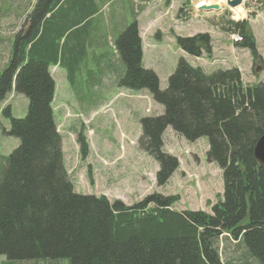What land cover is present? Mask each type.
<instances>
[{
  "label": "trees",
  "instance_id": "trees-1",
  "mask_svg": "<svg viewBox=\"0 0 264 264\" xmlns=\"http://www.w3.org/2000/svg\"><path fill=\"white\" fill-rule=\"evenodd\" d=\"M112 1L36 0L25 18L27 31L11 41L0 72V103L13 91L28 105L21 119L10 117L8 107L2 111L10 119L6 134L19 143L0 159L1 264H224L218 250L222 235L240 243L243 264H264V167L253 154L264 134V83L243 85L236 68L206 73L179 59L161 90L151 71L136 69L137 38L131 45L114 41L112 54L95 62L101 72L112 73L118 53L128 66L119 86L148 89L162 106V115L140 120V143L159 163L157 186L177 168L159 151L167 128L189 142L206 138L207 162L220 169L223 183L222 199L211 213L176 211L173 196L152 194L127 206L75 192L63 164L48 69H64L73 85L72 72L84 61L85 47L97 46L98 37L107 44L108 32L113 37L123 23L122 9H114L110 30L98 35L101 25L92 19ZM116 1L122 7L123 0ZM221 29L241 38L236 48L258 57L246 20H227ZM175 41L195 58L210 50L207 34ZM77 141L84 155L80 136Z\"/></svg>",
  "mask_w": 264,
  "mask_h": 264
},
{
  "label": "rangeland",
  "instance_id": "rangeland-1",
  "mask_svg": "<svg viewBox=\"0 0 264 264\" xmlns=\"http://www.w3.org/2000/svg\"><path fill=\"white\" fill-rule=\"evenodd\" d=\"M114 1L100 7L93 17V22L101 25L97 33L101 36L106 28L110 30L109 18L116 20L112 19L114 9H122L123 23L113 37L108 32L107 44L98 37L97 46L85 47L84 61L72 72L73 85L68 83L64 69L50 67L48 70L54 82L52 110L61 137L67 177L76 193L103 196L110 203L117 200L129 206L152 194H160L177 198L173 205L176 211L209 214L211 207L222 199L223 183L220 169L207 162L206 138L189 142L167 128L161 136L159 151L172 157L177 168L164 186H157L159 163L145 151L147 145L140 143V120L162 115L163 108L152 100L148 89L119 86L128 66L119 61L118 53L112 59L115 66L112 73L101 72L95 62L101 54H112L114 41L131 45L137 38L140 57L136 69L151 71L161 90L166 88L179 59L206 73L236 68L245 86L264 83V0H241L235 8L228 7V0H123L122 7L117 5L119 1ZM35 2L0 0V72L10 57L13 37L27 31L25 18ZM202 2L205 4L201 5ZM211 5L219 9H201ZM227 20L248 22L257 58L253 59L246 49L234 46L233 41L240 39L237 34L222 31L221 24ZM196 34L210 37V50L202 52L199 58L183 52L175 41L178 37ZM133 77L137 78L138 74ZM79 96L85 98L83 103ZM27 105V98L13 91L0 103V159L7 157L19 143L6 134L10 119L2 111L8 107L10 117L21 119L27 113ZM218 250L224 264H243L240 243L222 235ZM4 260L0 256V264Z\"/></svg>",
  "mask_w": 264,
  "mask_h": 264
},
{
  "label": "water",
  "instance_id": "water-1",
  "mask_svg": "<svg viewBox=\"0 0 264 264\" xmlns=\"http://www.w3.org/2000/svg\"><path fill=\"white\" fill-rule=\"evenodd\" d=\"M241 0H228L226 4L230 8H235L240 5ZM204 11L214 10L217 11L219 8L217 5L211 6H202L201 8ZM254 158L256 162L260 165V167H264V134L257 140L254 150H253Z\"/></svg>",
  "mask_w": 264,
  "mask_h": 264
},
{
  "label": "bare ground",
  "instance_id": "bare-ground-1",
  "mask_svg": "<svg viewBox=\"0 0 264 264\" xmlns=\"http://www.w3.org/2000/svg\"><path fill=\"white\" fill-rule=\"evenodd\" d=\"M217 1H218V2H221V1H223V0H217ZM200 4L202 5V4H205V3L202 2V3H200ZM198 6H199V5H198ZM236 12H237V11H236ZM239 15H240V14H239Z\"/></svg>",
  "mask_w": 264,
  "mask_h": 264
}]
</instances>
